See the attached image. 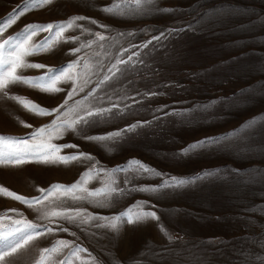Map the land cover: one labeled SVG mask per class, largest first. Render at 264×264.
Masks as SVG:
<instances>
[{
    "label": "rangeland",
    "instance_id": "1",
    "mask_svg": "<svg viewBox=\"0 0 264 264\" xmlns=\"http://www.w3.org/2000/svg\"><path fill=\"white\" fill-rule=\"evenodd\" d=\"M113 2L52 0V3L20 16L4 35H14L30 23H55L74 15H83L108 25L106 31L88 21L79 22L93 32L99 31L112 37H117L120 32L135 33L134 37L110 41L118 48L127 46V40L140 44L153 35H159L161 30L184 28L202 16L205 10L230 8L235 9L237 14L219 22L202 24L193 30L178 32L150 45L144 50L142 65L98 91V95L112 96L113 100L127 95L142 102L133 104L132 99L125 100L124 103L133 104L126 115L99 123L86 129L84 134L107 133L138 121H153L151 125L138 129V134H129L124 141L109 144L111 151L69 132L54 142L75 144L78 148L64 149L61 154L90 153L99 161L100 167L108 169L123 165L130 159H138L168 176L189 177L217 167L236 168L241 176L230 174L231 179L227 182H201L171 190L168 195L131 192L114 200L108 207L97 206L87 200H68L64 207L84 208L99 217H110L135 205L136 201H147L157 207L146 210L158 211L160 221L131 226L124 224L115 232L94 227L97 223L105 224L104 220L87 225L61 221L67 232L56 231L41 237L10 264H35L39 250L50 247L56 240H66L87 250L79 253V259L70 258V264H245L254 250H262L261 258L264 259V180L257 179L254 184L241 183L242 179L256 176L257 170L264 176V126L258 125L254 135L249 130L234 138L231 144L225 142L227 146L220 150H216L219 146H213L183 158L175 155L189 143L222 136L248 120L264 115V0H157L158 8L173 11L167 14L153 12L146 16L118 17L100 10ZM23 3L24 0H0V20L18 10ZM46 35L39 33L34 40H42ZM80 35L79 30L65 33L68 37ZM88 38L85 35L80 41L62 42L52 51L28 59L59 67L91 51L84 49L81 53L70 54V49ZM43 71L29 69L23 74L34 77ZM61 87L65 91L56 94L41 93L24 85H14L9 91L52 109L63 103L71 83ZM95 87L93 79V83L73 100H79ZM245 89L250 91L241 94ZM214 100L217 103L207 110L201 108ZM160 108L163 111H157ZM174 110L186 114L164 116V112ZM154 117L161 118L154 120ZM53 118L36 116L0 94V135L27 137L35 128L49 124ZM20 121L32 127L26 128ZM92 163L94 161L68 165L27 163L20 167L0 166V186L32 198L39 196L40 188L54 183H74ZM127 175L131 186L161 182L158 177H138L131 172ZM124 178L125 174L118 175V186H124ZM101 186L99 179L88 185L90 188ZM42 207H47V203ZM13 208L29 220L56 227L48 220H38L37 211L11 198L0 197V213ZM8 214L18 218L15 213ZM161 224L167 236L158 231ZM168 236L172 239L169 240ZM68 251L64 249L63 253L54 256V260L64 259Z\"/></svg>",
    "mask_w": 264,
    "mask_h": 264
},
{
    "label": "snow or ice",
    "instance_id": "2",
    "mask_svg": "<svg viewBox=\"0 0 264 264\" xmlns=\"http://www.w3.org/2000/svg\"><path fill=\"white\" fill-rule=\"evenodd\" d=\"M52 3V0H24L18 10H13L5 18L0 20V94L4 98L15 101L26 111L39 117L53 116L49 124L35 128L27 137H15L0 135V166L20 167L27 163H39L44 165H68L72 162L94 161L91 167L87 168L77 181L70 185L54 183L47 188H40L39 196L26 198L19 195L4 186H0V197L11 198L38 212V220H48L56 224L53 228L46 224L36 223L27 219L23 213L17 209H8L0 213V264H10L21 252L29 250L37 240L45 235H51L56 231L67 232L61 221L87 225L97 220L106 221L105 224H94L96 228H108L113 232L118 231L124 225H137L148 221H160V216L156 210H146V208H156V205H149L147 201H136L135 205L120 211L110 217H99L88 212L84 208L64 207L66 201L73 202L87 200L95 203L97 206L108 207L114 200L121 199L131 192L141 193H159L168 195L171 190H180L190 185L201 182H212L213 180L229 181L230 174L236 177L241 176L240 170L236 168H213L205 169L189 177L168 176L157 169L139 161L130 159L123 165H118L108 169L99 166V161L95 160L90 153L75 152L71 154H61L64 149L78 148L75 144H58L54 141L62 139L67 133L71 132L80 135L82 139L90 142H96L105 148L109 144H117L124 141L129 134H138V129L149 126L153 121H138L124 126L123 128L101 133L96 135H85V130L95 127L99 123H107L115 118H122L133 107V104L141 103L135 98L127 95L117 97L113 100L112 96L98 95V91L105 85L121 77H126L129 72L135 71L139 65L144 63L143 57L145 49H148L154 42L168 39L170 36L193 30L202 24L209 22H219L220 19L229 15L237 14L235 9L222 8L213 11L205 10L202 16H198L193 23H189L184 28H168L161 30L159 35H153L151 39L140 44L132 43L127 40V46L115 48L110 41H117V38L134 37V32H120L117 37L106 35L102 32H93L91 28L85 27L80 21H88L91 25H97L99 28L108 30V25L99 24L95 19L83 15H74L65 21L55 23H30L25 25L14 35L5 36L7 30L14 25L20 16L33 9L42 8ZM106 14L112 16H146L153 12L162 14L171 13L169 8L160 9L157 7V0H114L110 6H103L100 9ZM79 30L80 36H65L66 32ZM39 33L47 35L39 41H35ZM89 38L79 43V46L70 49V54L81 53L84 49L91 51L85 52L83 56L59 67L47 66L42 63L31 62L28 58L48 53L55 46L64 42H76L81 40V36ZM114 48V51H110ZM29 69H43V73L38 76H26L23 73ZM95 79L96 87L88 91L79 100H73V97L84 92L89 84ZM71 83V88L67 92L62 104L56 108L48 109L39 104L19 95L10 94V88L14 85H24L28 88L36 89L41 93L56 94L65 91L61 87L63 84ZM264 87V86H262ZM249 89L242 90L248 92ZM145 95H159V93H146ZM132 99L133 104L124 103L125 100ZM73 100L72 104L69 101ZM107 102V106H104ZM217 101L211 104L202 105L201 108L207 110ZM157 111H163L162 108ZM191 111V110H186ZM186 112L174 110L164 112L165 117L184 116ZM161 117H154L158 120ZM26 127L32 125L20 121ZM264 126V115L257 116L248 120L239 126L236 130L230 131L222 136H212L189 143L186 147L175 153L178 158L187 157L192 154H198L213 146H219L216 150L231 144L234 138H238L242 133L251 130L254 135L257 126ZM237 143L241 141L237 140ZM129 172L135 176H147L161 178V182L156 185L131 186ZM125 174L124 186H118V175ZM99 179L101 187L90 188L88 185ZM257 179L264 180V176L257 175L242 179L243 184H254ZM47 203V207L45 206ZM15 213L16 217L8 213ZM158 231L167 236V231L163 224L159 226ZM168 239L172 238L168 236ZM64 249H69L67 256L58 261L54 260L55 255L63 253ZM87 250L79 245H73L66 240H56L50 247H44L39 250V257L35 264H70V258L79 259V253ZM254 257V260H253ZM262 250H254L249 254L245 264H264Z\"/></svg>",
    "mask_w": 264,
    "mask_h": 264
}]
</instances>
